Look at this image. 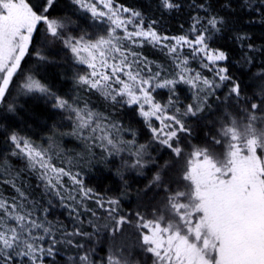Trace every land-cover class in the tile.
I'll return each instance as SVG.
<instances>
[{
  "label": "snow or ice",
  "instance_id": "1",
  "mask_svg": "<svg viewBox=\"0 0 264 264\" xmlns=\"http://www.w3.org/2000/svg\"><path fill=\"white\" fill-rule=\"evenodd\" d=\"M72 3L89 12L94 20L105 21L108 26L103 33L69 35L71 21L51 16L55 0H43L40 5L28 0H0V100L7 99L10 83H14L18 70L22 71L25 55L32 54L30 46L35 49L34 34L38 32V25L43 24L48 37L62 43L79 63L90 69L77 77L79 84L103 93L115 103L137 106L153 140L182 161L176 169L177 177L165 181L157 173L153 184L164 193L163 207L157 205L150 213H136L133 219L120 215L117 199L96 196L84 186L79 173L54 163L50 149L13 133L8 138L11 155L22 157L26 168L38 174L44 191L61 202L70 200L79 206L83 200L95 198L98 207L107 205L110 225L104 227L110 226L115 234L131 225L135 247L146 253L152 264H264V83L259 85L258 92L242 98V82L234 80L229 69L220 65L229 57L221 48H212L209 40L225 26L223 17L208 15L202 20L194 16L191 35L169 37L156 30L157 21L146 22L142 13L114 5L113 0H72ZM98 4H103L106 11L98 8ZM160 7L170 11L181 5L177 0H160ZM236 39L243 41L246 37ZM144 43L166 49L175 59L180 70L173 79H163L159 72L151 73V69H146L150 74L144 75L141 65L147 62L130 47ZM185 46L193 57L202 58L201 66L213 72L214 79L190 72L188 60L181 55ZM35 55L41 61L47 59L40 51ZM257 78L264 81V71ZM157 79L162 82L156 83ZM217 81L231 85L226 99L232 111L221 110V116L205 135V143L186 145L190 150L185 155V149L180 146L181 134L189 135L191 128L183 118H199V113L208 106V98L220 88ZM178 83L194 89L195 99L199 101L188 104L179 117L170 114L174 107L171 98L162 104L152 94L154 88L168 87L174 91ZM20 87L26 92L45 93L53 97L54 107L69 110L79 138L85 143L91 142L90 146L98 144L111 152L135 146L134 140L120 139L119 134L125 130L118 124L87 106L74 107L35 76L27 75ZM153 118L160 121V127L152 126ZM135 148L133 166H140L146 146ZM177 163L174 160L171 166ZM65 177L74 186L71 191L64 183ZM12 187L19 199L0 196V264H23V261L43 264V257L56 251L58 241L53 236V226L36 216L37 206L27 203V197L15 183ZM73 192L80 194L79 201ZM68 235L88 234L76 229ZM82 247L77 244V248ZM128 252L127 247L111 251L105 264H134L132 255H126ZM77 260L79 264H94L87 252Z\"/></svg>",
  "mask_w": 264,
  "mask_h": 264
},
{
  "label": "trees",
  "instance_id": "2",
  "mask_svg": "<svg viewBox=\"0 0 264 264\" xmlns=\"http://www.w3.org/2000/svg\"><path fill=\"white\" fill-rule=\"evenodd\" d=\"M33 5H40L43 0H28ZM118 5L142 13L146 22L157 21L156 30L169 37L191 35L192 17L199 16L206 20L208 15L223 17L225 26L214 33L209 40L212 48H221L228 55V60L220 62L229 69V75L242 82L244 89L242 98L252 96L259 91L258 74L264 71V0H177L181 7L165 10L160 7V0H113ZM203 5L201 9L198 6ZM195 6V7H194ZM51 16L56 19L70 20L69 35H89L103 33L108 26L105 21L94 20L89 12L78 9L72 0H55ZM238 36H245L240 41ZM35 49L30 46L31 55H25L21 61L22 71L14 75V83H10L6 100H0V196L5 199L17 198L18 193L12 184L24 192L29 205H36V216L46 219L53 226V236L58 241L55 253L43 257V264H79L77 257L85 252L94 264H105L111 251L127 247L135 262L152 264L151 258L135 247L136 237L131 225H126L121 233L113 234L107 219L106 208L98 207L95 198L83 200L79 206L73 201L61 202L59 198L50 196L44 191L38 174L27 169L22 157L11 155V142L8 139L13 133L29 139L34 144L50 149L54 163L71 168L80 174L86 188L92 189L98 197L105 200L115 198L119 201L120 215L134 219L136 213H150L160 205L164 193L157 184H153L154 176L160 173L165 181L177 177L176 169L182 163L179 157L158 141L153 140L152 133L145 119L139 114L135 105L115 103L106 99L103 93L79 84L77 77L88 72V67L77 61L74 54L59 41L52 40L45 33V25H38L34 34ZM251 45V49L249 48ZM144 43L138 48V55L149 63V69L160 73L163 79H173L179 71L168 53ZM40 51L46 60L41 61L35 55ZM188 65L203 76L214 79V73L203 68L202 60L193 57L190 50L181 51ZM247 58V60H246ZM250 61V62H249ZM145 68V66H144ZM27 75H33L46 83L56 96L69 101L74 107H85L108 117L125 131L120 139L135 141V146L145 145L140 166H133L135 146L130 150L119 152L106 151L98 144L90 146L76 132L75 120L70 119V111L54 107V99L45 93L26 92L20 85ZM157 83L162 80L157 79ZM220 88L215 95L208 98V106L199 113V118L184 117L191 133L181 134L180 146L185 155L190 150L186 145L205 143V135L213 123L221 116V110L229 112V100L226 99L231 85L219 82ZM227 85V86H225ZM155 100L167 104L171 98L174 103L170 114L178 117L188 104L199 103L196 93L189 85L178 83L174 91L168 87L154 88ZM235 103V101H232ZM11 106V108L9 107ZM243 107V105H240ZM175 109H179L176 112ZM153 127H160V121L152 119ZM219 125L217 124V127ZM178 161L172 167L173 161ZM70 162V163H69ZM65 185L71 191V181L65 177ZM80 200L78 192L72 193ZM75 208V211H73ZM95 213V216L92 213ZM77 213L79 221H77ZM76 229L88 235L69 236ZM66 240L72 242L66 243ZM77 244L82 248H77ZM47 247V242H44ZM23 264H28L23 261Z\"/></svg>",
  "mask_w": 264,
  "mask_h": 264
},
{
  "label": "rangeland",
  "instance_id": "3",
  "mask_svg": "<svg viewBox=\"0 0 264 264\" xmlns=\"http://www.w3.org/2000/svg\"><path fill=\"white\" fill-rule=\"evenodd\" d=\"M113 3H114V2H113ZM114 5H117V6H118V4H116V3H114ZM97 7L100 8L101 10H105V11H106V9L103 8V4H98ZM123 15L126 16L127 14L125 13V14H123ZM148 44H150L151 46H154V45L151 44V43H148ZM140 46H141V45H130V47H132V50L135 51L137 54L139 53V52H138V48H139ZM154 47H157V46H154ZM158 47H159V46H158ZM159 49H162L163 52L168 53L166 49H163V48H159ZM184 49H188V50H190L187 46H185L182 50H184ZM182 50H181V51H182ZM190 54H191V50H190ZM181 55H183V54L181 53ZM195 57H197V59L199 58V59L202 60V58H201L200 56H195ZM141 59H142V57H141ZM172 59H173L175 65L177 66L175 59H174V58H172ZM85 65H86V64H85ZM86 66H87V65H86ZM144 66H145V68H144ZM87 67H88V66H87ZM187 67H188V69L190 70L191 73L198 72L196 69H192L189 65H187ZM141 68H142V69H145V71H144V75H145V76H147V75L150 74V73H148V72L146 71V69H149V63H146V65H141ZM177 68H178V67H177ZM178 70H180V69L178 68ZM88 71H90L89 68H88ZM151 73H156V71L153 70V71H151ZM156 83H157V82H156Z\"/></svg>",
  "mask_w": 264,
  "mask_h": 264
}]
</instances>
